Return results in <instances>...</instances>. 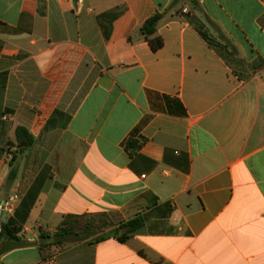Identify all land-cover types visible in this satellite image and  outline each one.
<instances>
[{
	"label": "crops",
	"instance_id": "0c3cea01",
	"mask_svg": "<svg viewBox=\"0 0 264 264\" xmlns=\"http://www.w3.org/2000/svg\"><path fill=\"white\" fill-rule=\"evenodd\" d=\"M195 1L0 0V212L20 196L26 242L0 264H264V0ZM102 214L144 224L40 250Z\"/></svg>",
	"mask_w": 264,
	"mask_h": 264
},
{
	"label": "trees",
	"instance_id": "16d2710c",
	"mask_svg": "<svg viewBox=\"0 0 264 264\" xmlns=\"http://www.w3.org/2000/svg\"><path fill=\"white\" fill-rule=\"evenodd\" d=\"M182 1V0H178ZM194 9L199 8V4L195 0H189ZM164 13L157 12L150 17L141 28L143 39L147 41L154 51L160 50L163 45V39L157 34L160 21L163 19ZM9 33H20L22 29L6 28ZM17 150L13 154L9 162L10 173L4 185V190L10 188L17 178V154L24 151L25 148L21 144L26 143L31 146L34 142L33 137L24 127L16 130ZM145 139H130L127 143V151L133 155L140 150ZM144 221L141 217H137L128 222L122 223L118 229L106 232L113 226V222L107 214L92 216H65L54 234L42 232L40 234V250L44 251L50 246L67 247L69 244L94 238L95 242H101L112 236L114 232L120 233L123 239L128 238L137 230L143 227ZM21 229L10 218L0 223V256L10 250L26 244L19 234Z\"/></svg>",
	"mask_w": 264,
	"mask_h": 264
},
{
	"label": "built area",
	"instance_id": "2783aa9c",
	"mask_svg": "<svg viewBox=\"0 0 264 264\" xmlns=\"http://www.w3.org/2000/svg\"><path fill=\"white\" fill-rule=\"evenodd\" d=\"M185 12L187 10L185 9ZM20 196L18 194L10 195L9 198L2 204V210L6 213L4 217L12 214L14 205L19 201Z\"/></svg>",
	"mask_w": 264,
	"mask_h": 264
},
{
	"label": "rangeland",
	"instance_id": "374dc122",
	"mask_svg": "<svg viewBox=\"0 0 264 264\" xmlns=\"http://www.w3.org/2000/svg\"><path fill=\"white\" fill-rule=\"evenodd\" d=\"M12 158V157H11ZM18 158V155H17V157H16V159ZM9 195L10 194H2L1 196H2V198H4V199H7L8 197H9ZM2 212H1V214H2V217L0 218V223L1 222H3V221H5L6 220V218H4V214H6L5 212H4V210H1ZM112 221V220H111ZM113 222V221H112ZM114 227V223H113V226L111 227V228H113ZM110 228V229H111ZM92 239H94V238H92Z\"/></svg>",
	"mask_w": 264,
	"mask_h": 264
},
{
	"label": "water",
	"instance_id": "95a60500",
	"mask_svg": "<svg viewBox=\"0 0 264 264\" xmlns=\"http://www.w3.org/2000/svg\"><path fill=\"white\" fill-rule=\"evenodd\" d=\"M27 144H22V147H26ZM0 218H1V212H0Z\"/></svg>",
	"mask_w": 264,
	"mask_h": 264
}]
</instances>
